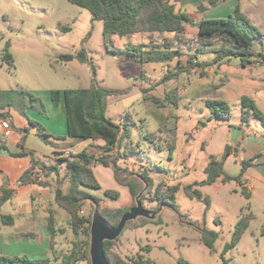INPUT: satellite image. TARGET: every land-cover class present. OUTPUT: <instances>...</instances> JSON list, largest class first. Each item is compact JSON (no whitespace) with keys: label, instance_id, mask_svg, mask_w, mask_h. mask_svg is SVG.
Instances as JSON below:
<instances>
[{"label":"rangeland","instance_id":"rangeland-1","mask_svg":"<svg viewBox=\"0 0 264 264\" xmlns=\"http://www.w3.org/2000/svg\"><path fill=\"white\" fill-rule=\"evenodd\" d=\"M193 2L189 0L184 9L194 19H199L203 15H199V8ZM215 9L214 6L208 7L209 12ZM65 26L68 28L64 29ZM171 34L173 33L169 32ZM0 36V93L4 94L5 102L9 101L20 116H37L36 120L45 124L52 125L54 117L59 118L55 108L49 107L52 103L49 91L90 86L93 67L96 69V80L102 86H124L128 82L125 72L141 71L138 64L134 63L130 67L125 64V59L139 56V49H131L132 54L120 56L109 53L104 42L103 22L93 20L89 10L69 0H0ZM86 37L87 40L84 41ZM150 38V45L153 47L167 45L183 54L178 53L168 60L157 80H149L155 90L161 91V104L154 102L146 92H132L110 104L108 115L113 121L131 124V137L124 143H128L132 152L128 156L122 155L125 162L119 160V166L124 169L119 171V175L125 181L130 178L137 181V173L147 170L153 180L148 188L145 186L139 192L147 215H137L127 221L124 231L110 247L111 258L128 260L142 254L161 264H179L181 258L190 264H264V183L258 180L260 169L254 168L256 165L250 166L249 173L246 175L245 171L238 179L242 161L249 159L246 152L240 149L237 156L227 155L223 158L225 145L229 142L235 145V137L230 131L240 123V105L235 104V101L230 103L232 116L229 120L216 117L208 119L212 115L207 101H226L221 97L222 87L235 83L236 77L241 75L237 66L239 60L226 58L222 63L214 62L213 52V56H204L191 47H178L173 42L178 39L175 35L165 37L164 33H152ZM196 38V33L192 37L183 35L180 41L197 45ZM123 44V40L117 37L115 46L122 48ZM132 46L134 44L127 43L125 47ZM82 47L88 52L89 62L59 59L61 54L75 53ZM5 49L12 54L11 64L2 61L1 55ZM213 49L214 47L209 48L208 51ZM112 57L121 60L118 64L122 78L118 76ZM178 59L183 62L179 63ZM256 62L257 65L252 66L248 72L251 77L264 74V59H256ZM223 63H229L231 67L222 66ZM142 72L148 79V71ZM170 89L171 96L179 102L177 114L171 108L173 104L166 102L169 100L164 98ZM29 93H33L38 99L33 100ZM257 98L264 110V90ZM154 109H159L158 129L153 117L147 113ZM248 129L260 132L264 130V124L254 118ZM145 134L153 135L154 141L146 139ZM32 139L49 149L62 148L73 152H80L92 143L91 139H73L68 144L63 140L51 137L44 139L38 135ZM100 142L104 143L102 140ZM170 146H174L172 157ZM89 148L90 151L100 149L99 153L97 151L92 154L94 156L105 153L101 145L95 144ZM122 150L120 148L121 152ZM217 150L221 153H215ZM113 152L116 154L117 149ZM209 153L211 158L215 156L219 160L224 159L225 172L231 179L224 181L221 178L214 183H204L207 173L203 162ZM57 156L59 157L55 163L47 165L42 161L47 167L57 168L48 176L45 175L47 170L37 176L38 181L47 184L37 186L38 189L44 188L45 194L35 199L34 211L36 220L41 219L40 222L47 227L49 209H53L57 234L53 239L49 236L45 240L40 231L27 232L20 244H15V249L31 258L50 257L51 264H61L63 256L71 252L76 240L84 246L88 241L89 248L91 245V233L90 236L87 235L86 226H82L81 233L76 235L70 225V214L55 200L58 188L64 193L69 190V173L64 159L71 158L72 154L65 156L58 153ZM99 164L101 163L97 162L91 166ZM110 167L116 178L114 168ZM113 181L104 178L103 187L114 186ZM160 182L165 185H180L175 197V208L160 205L154 200V191ZM139 184L143 187L141 182ZM190 184L204 196H209L211 204L208 209L203 200L186 195L184 186ZM87 190L98 196L101 202L85 199L79 209V215L84 218L93 219L97 207L100 211H115L118 208L130 210L137 205L136 197L132 195L130 199L122 190L109 189L118 192V195H107L106 190L101 188ZM248 213H253L254 216L239 243L224 251L225 244L231 241L237 221ZM159 218L161 221H158ZM118 221L110 219L113 224ZM205 228L218 233L214 251L202 241V231ZM148 246L149 251L146 250ZM74 264L92 263L82 256Z\"/></svg>","mask_w":264,"mask_h":264},{"label":"trees","instance_id":"trees-1","mask_svg":"<svg viewBox=\"0 0 264 264\" xmlns=\"http://www.w3.org/2000/svg\"><path fill=\"white\" fill-rule=\"evenodd\" d=\"M83 8H86L92 13L93 20H101L103 22V35L107 51L113 55L120 56L123 54H132L131 49H139V56L130 61L133 62H150V61H168L176 56L177 50H159L150 49L144 50V44H138L130 47L119 48L115 46L114 36L124 37L135 33H173L179 40L182 39L185 31V23L192 21L191 16L185 10H177L176 3L180 0H69ZM221 0H207L206 3H200L199 9H205L209 6H214ZM68 27H64L67 29ZM90 34V33H89ZM262 30L253 23L250 17L241 10L237 5L235 12L227 17L204 18L199 22V33L196 38L197 52H203L207 48H213L215 52L214 62H221L226 58H239L242 66H247L252 61V56L255 55V42L263 37ZM87 40V37L84 41ZM1 42V36H0ZM2 61L9 64L12 63L13 57L8 49L1 55ZM62 61H71L77 59L81 62H89L88 52L86 48L82 47L75 53H63L59 56ZM192 62V61H190ZM203 66L201 63H197ZM93 76L90 86L87 87H73L65 89H53L50 91L52 101L55 105L63 103L66 112L67 121V135L72 139H101L104 141L105 153L100 156L90 155L83 150L77 154L72 155L66 160V167L69 173L70 187L67 193L58 188L55 193L56 202L64 207L70 214V225L76 235L81 233L82 226H86V233L90 236L91 233V218H84L79 215V209L83 205L85 199L90 198L94 202H101V199L90 193L87 189H99L100 183L96 179L92 170V164L100 162L105 166H112L115 171L116 179L119 183L128 185L134 197L139 195L142 188H147L153 183L147 170L137 173V181L134 179L123 180L119 175L120 170H124L119 166V160L122 155H129L132 149L128 143H124L130 138L131 130L128 122L123 124L113 121L107 114L108 97L124 93L126 89H115L102 86L96 80V69L92 68ZM165 78H168L167 76ZM31 98L37 100L38 98L29 93ZM166 99L173 101L170 96ZM154 102L161 104L163 101L154 97ZM241 125L249 124L250 119L255 117L264 124V112L257 106L255 100L248 94L241 98ZM44 106L43 104H41ZM207 106L211 111L212 117L221 120H228L232 116V108L230 104L224 100L212 99L207 101ZM32 125L36 126L37 134L49 139L52 135L46 130L45 126L34 119L29 118ZM146 139L153 142L154 138L151 134L144 135ZM63 137V138H65ZM0 148L7 149L6 145H1ZM120 148H123L122 152ZM114 149L117 153L114 154ZM174 146L169 147L170 157H172ZM232 152V148L227 146L223 153V158ZM13 156H30L32 166L25 171L19 183H36L46 185V182H40L37 176L44 173L46 176L54 171L57 167L48 166L42 161L38 160L33 151L22 150L20 152H10ZM256 157H251L242 161L241 173L237 177L241 178L243 173L247 171L250 166L255 165ZM53 169V170H52ZM205 171L207 178L204 183H214L218 177L223 180H229L231 177L225 172L224 159L219 160L215 156L212 157L207 164ZM143 184V187L141 184ZM180 189L179 184L165 185L163 182L157 184L155 188L154 200H157L160 205L165 204L175 208V197L177 191ZM184 191L189 197H196L203 200L207 209L210 207L209 196H204L198 189L194 188L193 184L184 186ZM107 195H118V192H113L109 189L105 191ZM12 189L3 188L0 191V218L4 225H13L15 218L12 214L2 213L3 204L11 198ZM99 209V208H98ZM128 208H118L115 211L103 210L99 213L112 226H115L120 221L121 217L129 212ZM253 213H248L242 216L236 223L232 238L224 246V251L235 247L245 230L253 218ZM111 218L119 220L116 224L110 222ZM158 221H161L159 218ZM47 227L50 231L52 239L57 234L56 219L54 210L49 209L47 218ZM218 238V233L214 230L203 229L202 241L204 244L214 251L215 241ZM114 240H105L104 250L106 257L110 264H161L152 261L150 258L142 254L132 257L131 259H113L110 256V247ZM150 250V247H146ZM85 258L91 260L89 242L86 245L78 240L74 242L71 252L65 254L62 258L61 264H74L76 261ZM50 257L45 258H31L23 255H8L0 254V264H51ZM179 264H190L187 260L181 258Z\"/></svg>","mask_w":264,"mask_h":264},{"label":"crops","instance_id":"crops-1","mask_svg":"<svg viewBox=\"0 0 264 264\" xmlns=\"http://www.w3.org/2000/svg\"><path fill=\"white\" fill-rule=\"evenodd\" d=\"M189 0H180L176 3V9L179 10H185L184 6L188 3ZM191 1V0H190ZM194 1V5L197 6L203 1L207 0H192ZM239 5L241 7V10L246 13L250 19L253 21L254 24H256L263 32L264 34V0H221L219 3L214 5V9L209 12L208 7L205 9H199V15L201 18L194 19L193 16L189 13V15L192 18V21L185 23V31L184 35L192 37L194 36V33L198 35L199 33V22L208 17H219V16H227L235 12V9ZM206 11V12H205ZM208 11V12H207ZM209 15V16H208ZM164 36H173L174 34L169 35V33H164ZM121 38L123 40V47L128 44H144L146 45L143 49L144 50H150V49H159V50H174L173 47H168L167 45H160L153 47L150 45L151 38L149 33H135L129 36L119 37L114 36L115 42L116 38ZM176 44H178V47L181 45L182 47H191V49H194L196 52V46L197 45H191L187 41H180L179 39L173 40ZM184 42V43H183ZM209 48L204 50L203 52H197L198 54L207 56L209 54L210 56H213L211 54H215L213 51H208ZM254 49L256 51L255 55L252 56V61L247 64V66H242L241 61L239 58V63L237 64L239 72L241 75H238L236 77L235 83L227 84L225 87H222V94L221 96L223 99H225L229 104L233 103L232 101H235V104L240 105V112H241V98L243 95L248 94L250 95L256 102L257 106L264 112V110L261 108L257 95L264 90V74H256L252 75V77L249 75V70L252 66L257 65L256 59H264V36L259 38L255 44ZM213 52V53H212ZM180 54H183L179 52ZM216 55V54H215ZM212 58V57H211ZM113 61H115L117 69L118 76L121 77L120 72V59L113 58ZM125 64L130 67L134 63L141 66L140 73H132V72H125L124 76L126 82L124 86L117 87V86H111L108 85L106 87L109 88H115V89H126L124 93L116 94V95H110L108 97V108H107V114H109V107L110 104L113 101H117L120 98H124L129 96L132 92L139 93V92H146L149 96L161 99L160 94L161 91L155 90L150 85L149 80H157V76H159L160 72L163 71V67L165 64L168 63V61H148L144 63L140 62H133L125 59ZM189 60V59H187ZM197 60V56H196ZM179 63H182L183 61L181 59H178ZM223 61L219 62L222 63ZM119 63V64H118ZM240 64V65H239ZM222 66L231 67V64L229 63H223ZM142 70H146L147 78H145L144 73ZM157 71V72H155ZM260 72V71H259ZM256 76V77H254ZM154 82V81H153ZM133 87V88H132ZM132 88V89H131ZM149 88V89H147ZM164 90V88H163ZM170 91H167L165 94L166 98L167 96H170L173 101H166L170 104H173L172 110L174 111V114L178 113V106L179 102L176 101L173 96H171ZM49 99H51V93L49 91ZM53 103V101H52ZM49 104L50 108H55V113L59 118L54 117L53 121L54 123L52 125L45 124L41 122L47 131L52 135V139L57 140H63L66 141L68 144H71L73 142V139L70 137H65L67 135V121H66V112L63 106V103L60 105H52ZM54 104V103H53ZM165 105V104H164ZM231 106V104H230ZM232 108V106H231ZM159 109H154L151 112H147L148 115H151L153 119L155 120L156 127L158 129L159 121H158V111ZM160 110H162L160 108ZM109 116V115H108ZM37 116H28L25 114L24 116H20L18 112H15V110L12 107V104L9 101L5 102V96L4 94L0 93V146L6 145L7 149L0 148V191L3 188H11L12 189V195L11 198L6 201L1 210L4 214H12L15 218V223L13 225H4L1 222L0 218V254H8V255H23V253H20L16 247L15 244H20V240L23 239L25 236L24 234L27 232L32 231H40L43 234L44 239L46 240L49 236H51L50 231L48 227L44 225V223L40 222V220H36V217L34 216L35 211V199L38 196H43L45 194V189H38L37 186L39 184L36 183H19V179L21 175L30 169L32 166L31 158L30 156H13L10 152H20L23 149L26 151H33L35 157L40 161H45L47 165L51 163H55L56 160H58L57 154L62 153L65 156H69L70 154L74 155L79 152H73L71 150L67 149H49L44 147L43 143L35 141L32 139L33 136L38 135L37 134V128L36 126L32 125L29 118L36 120ZM110 117V116H109ZM112 119V117H110ZM214 117L209 116L208 119L212 120ZM255 117H252L250 119L249 124L241 125V114H240V123L237 126H234V131L231 130L230 133L233 134L235 137V145L227 143L224 148L227 146H230L232 148V152L228 155H235L237 156L240 149L244 150L246 152V155L251 157H256L255 159V165L256 169H260V176L258 180L260 182L264 183V130L262 131H253L252 129H248V127L251 126V121ZM7 119L10 127L8 129H5L1 126V120ZM113 120V119H112ZM229 120V119H228ZM120 124H123L121 122ZM39 136V135H38ZM65 137V138H63ZM131 137V136H130ZM92 140V143H89L88 146L84 147L81 151L85 150L90 155L96 154V152L100 151V149H95L94 151H90L91 148L95 144L104 146V143H101V139ZM103 141V140H102ZM239 147V148H238ZM80 151V152H81ZM225 149L223 150V152ZM215 153H221L219 150H217ZM173 156V155H172ZM211 158L210 153L206 155V158L203 162L204 166L206 167L209 163ZM124 160L125 159L121 158ZM209 159V160H208ZM126 160H129L128 158ZM92 170L94 172V175L96 176V179L101 185V190H107L110 188H115L117 190H122L125 195H129V198L131 199L132 193L131 189L128 185H122L120 184L113 173V169L110 166H105L103 164L99 165H93ZM249 173V170L245 172L247 175ZM111 179L114 180V186H107L103 187V179ZM222 177H218L216 181L220 180ZM249 184V182L247 183ZM93 189V188H92ZM18 251V252H17ZM31 257V256H30ZM36 257V256H33Z\"/></svg>","mask_w":264,"mask_h":264},{"label":"water","instance_id":"water-1","mask_svg":"<svg viewBox=\"0 0 264 264\" xmlns=\"http://www.w3.org/2000/svg\"><path fill=\"white\" fill-rule=\"evenodd\" d=\"M136 199L137 205L132 207L129 212L125 213L115 226L110 225L99 213L98 207L96 208L91 223L90 257L92 264H110L104 250L105 240H115L119 237L124 231L128 220L137 215H147L145 213L146 208L141 200V194H139Z\"/></svg>","mask_w":264,"mask_h":264},{"label":"built area","instance_id":"built-area-1","mask_svg":"<svg viewBox=\"0 0 264 264\" xmlns=\"http://www.w3.org/2000/svg\"><path fill=\"white\" fill-rule=\"evenodd\" d=\"M1 126H2L3 128H5V129H8V128L10 127V124H9V122H8L7 119H2V120H1Z\"/></svg>","mask_w":264,"mask_h":264}]
</instances>
